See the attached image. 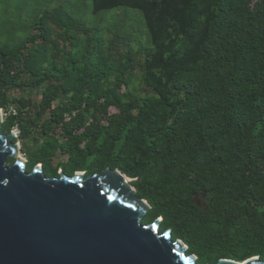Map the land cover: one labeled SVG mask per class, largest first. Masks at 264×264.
<instances>
[{
  "label": "trees",
  "instance_id": "trees-1",
  "mask_svg": "<svg viewBox=\"0 0 264 264\" xmlns=\"http://www.w3.org/2000/svg\"><path fill=\"white\" fill-rule=\"evenodd\" d=\"M65 9L40 17L33 27L40 42L32 35L0 48V128L18 130L26 170L39 163L47 176L119 169L150 204L141 222L160 218L159 230L180 239L196 264L264 257V0H91L96 30L118 9L137 12L144 25L139 68L147 93L125 96L118 90L129 84L133 57L111 60L102 37L84 51L69 32L82 21ZM22 73L48 113L37 145L26 143L34 139L29 103L13 92L28 86ZM57 152L67 158L54 165Z\"/></svg>",
  "mask_w": 264,
  "mask_h": 264
},
{
  "label": "water",
  "instance_id": "water-1",
  "mask_svg": "<svg viewBox=\"0 0 264 264\" xmlns=\"http://www.w3.org/2000/svg\"><path fill=\"white\" fill-rule=\"evenodd\" d=\"M16 136L0 128V264H196L180 239L159 230L160 218L141 222L150 204L133 178L110 167L89 175L47 176L41 164L28 171Z\"/></svg>",
  "mask_w": 264,
  "mask_h": 264
},
{
  "label": "rangeland",
  "instance_id": "rangeland-1",
  "mask_svg": "<svg viewBox=\"0 0 264 264\" xmlns=\"http://www.w3.org/2000/svg\"><path fill=\"white\" fill-rule=\"evenodd\" d=\"M58 5H61V7L64 6V9L66 8L74 17H78L82 21L81 25L69 29V32L80 37L84 51H92L96 40L102 37L105 54L111 60L118 61L120 57L127 54L133 57V67L128 70V72L131 73L129 84L124 85L121 83L118 91L123 96L127 95V93L146 94L147 89L141 81L139 63L143 58L141 48L148 45V40L141 17L134 11L118 9L109 12L104 15V20L101 22L100 29L96 30L94 29V25L99 23V16L92 13L91 0H0V48L4 46L13 47L19 44L23 45L32 35H34L35 42H40V29H34L33 27L36 25L40 27L38 24L39 19L44 12L52 10ZM87 26L91 27L89 32H86L84 29ZM52 27L57 31L54 26ZM54 39L61 47L62 41L56 34L54 35ZM26 46H31V43H28ZM50 55L54 61H60V53L55 50H50ZM20 79L28 83V86L24 89H15L13 92L16 96L22 97L28 101L32 110L31 113L34 116V121L32 122V125H34L32 130L34 139L28 138L26 143L37 145L46 137V135L41 132L40 126L48 117V113L40 110L38 105L40 99L39 89L31 85V82L28 81L27 74L22 73ZM61 98L67 100L73 99L74 95L69 94ZM56 103L57 100L54 105ZM83 109L84 107L81 105L78 109L73 110V113H77L78 110L83 111ZM109 110L111 112L116 111L114 107H110ZM64 117L68 120L66 115ZM88 122L89 117L86 118V123ZM81 130L79 131L80 133ZM13 131L18 136V130ZM52 135L58 142L64 140L59 127L53 128ZM17 136L15 139L20 145V156L26 159L22 151V141L17 139ZM66 158L67 154L57 152L56 155L53 156V164L57 165L60 161H65ZM61 171H63L61 168L58 169V173Z\"/></svg>",
  "mask_w": 264,
  "mask_h": 264
}]
</instances>
